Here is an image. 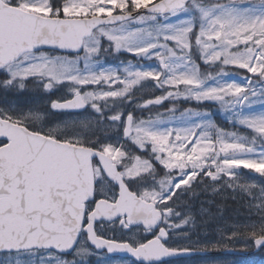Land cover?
<instances>
[{
    "label": "snow or ice",
    "instance_id": "6c2138e0",
    "mask_svg": "<svg viewBox=\"0 0 264 264\" xmlns=\"http://www.w3.org/2000/svg\"><path fill=\"white\" fill-rule=\"evenodd\" d=\"M205 182L233 217L176 210ZM237 245L264 249V0H0V264Z\"/></svg>",
    "mask_w": 264,
    "mask_h": 264
},
{
    "label": "rangeland",
    "instance_id": "374dc122",
    "mask_svg": "<svg viewBox=\"0 0 264 264\" xmlns=\"http://www.w3.org/2000/svg\"><path fill=\"white\" fill-rule=\"evenodd\" d=\"M122 60L132 59L131 57H121ZM111 62V58H109ZM135 62V61H133ZM231 71V69H229ZM35 91L31 90V88L28 89V91L24 92L22 95L17 94L13 97H10V99H14L17 103H19L21 106L27 105L29 103L34 102L37 100V96L34 94ZM159 94L158 92L156 93ZM137 95H141V93H137ZM171 106V105H166ZM184 109V108H182ZM158 110H164V109H153L152 115L155 117L157 115ZM140 113H138L139 115ZM145 113H143L144 115ZM179 115V113H177ZM222 119L225 120L223 114H221ZM58 119V117H53V120ZM139 154V153H137ZM198 186V187H197ZM196 188H194V192L188 193L182 198V201L180 202V207H178L176 210L178 212L182 211H188L191 210L193 214L197 217L198 224L200 223V218H204L200 214V209L205 208L209 209L211 206L214 205L215 198L219 200L226 199L227 197H232V193L230 190L222 189L218 190L217 192H213L212 188L213 185L205 182L204 184L197 185ZM227 193V195H226ZM232 199V198H231ZM187 205V207L185 206ZM210 210V209H209ZM242 211V210H241ZM235 211L231 213L230 215L223 216L225 218L233 217L235 215ZM235 249L241 250L240 246H232ZM253 247L248 248L247 250H252ZM105 254H99V256L92 257V264H96L97 259L100 260V264H105L104 261ZM264 257V249H259L258 252L250 253L249 255H232V254H218L217 259L222 262V264H257L259 261H262ZM195 261H199V257L193 258ZM124 261H130L129 259H124ZM111 264H121V258H113L111 261Z\"/></svg>",
    "mask_w": 264,
    "mask_h": 264
},
{
    "label": "trees",
    "instance_id": "16d2710c",
    "mask_svg": "<svg viewBox=\"0 0 264 264\" xmlns=\"http://www.w3.org/2000/svg\"><path fill=\"white\" fill-rule=\"evenodd\" d=\"M166 107H168V106H166ZM169 107H171V106H169ZM178 107L182 109V108H188V107H196V105L195 104L181 103L178 105ZM163 111L164 110H158L157 113H160ZM144 116H147L146 112H145ZM215 119H216V122L218 124L228 128V130H234V129H232L231 125L225 123V120L222 119L221 114L217 115L215 117ZM226 195H227V193H226ZM214 202H215L214 205L211 206L209 209H210V212L216 216L230 215L234 211L236 212L237 208L239 207V204L236 201H234L233 199H231V197H227L226 199H223V200H219V199L215 198ZM202 219H205V217ZM202 219L200 218L199 221H201ZM257 264H264V257H263L262 261H259Z\"/></svg>",
    "mask_w": 264,
    "mask_h": 264
},
{
    "label": "water",
    "instance_id": "95a60500",
    "mask_svg": "<svg viewBox=\"0 0 264 264\" xmlns=\"http://www.w3.org/2000/svg\"><path fill=\"white\" fill-rule=\"evenodd\" d=\"M254 250L257 251L258 249L254 247ZM228 252H235L234 250H230ZM244 253H247V252H244ZM120 257V256H119ZM127 257V256H126ZM127 258H131V257H127ZM132 259V258H131Z\"/></svg>",
    "mask_w": 264,
    "mask_h": 264
},
{
    "label": "flooded vegetation",
    "instance_id": "af4514ba",
    "mask_svg": "<svg viewBox=\"0 0 264 264\" xmlns=\"http://www.w3.org/2000/svg\"><path fill=\"white\" fill-rule=\"evenodd\" d=\"M30 88H31V90L35 91V88L33 85H30ZM109 235H110V233H109ZM117 235H119V234H117Z\"/></svg>",
    "mask_w": 264,
    "mask_h": 264
}]
</instances>
